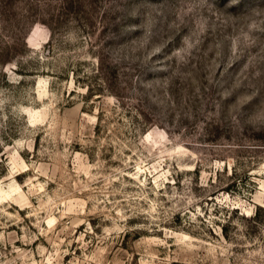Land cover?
Segmentation results:
<instances>
[{"label":"rangeland","instance_id":"1","mask_svg":"<svg viewBox=\"0 0 264 264\" xmlns=\"http://www.w3.org/2000/svg\"><path fill=\"white\" fill-rule=\"evenodd\" d=\"M0 264H264V0H0Z\"/></svg>","mask_w":264,"mask_h":264}]
</instances>
